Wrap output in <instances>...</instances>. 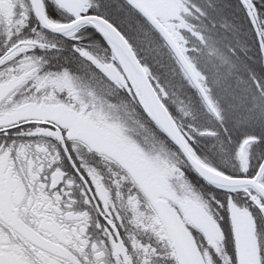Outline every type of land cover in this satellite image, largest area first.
I'll return each mask as SVG.
<instances>
[{
  "label": "snow or ice",
  "instance_id": "snow-or-ice-1",
  "mask_svg": "<svg viewBox=\"0 0 264 264\" xmlns=\"http://www.w3.org/2000/svg\"><path fill=\"white\" fill-rule=\"evenodd\" d=\"M0 264H264V0H0Z\"/></svg>",
  "mask_w": 264,
  "mask_h": 264
}]
</instances>
